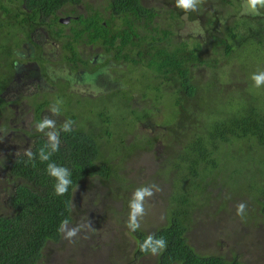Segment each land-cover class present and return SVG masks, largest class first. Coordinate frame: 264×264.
<instances>
[{"label": "trees", "instance_id": "16d2710c", "mask_svg": "<svg viewBox=\"0 0 264 264\" xmlns=\"http://www.w3.org/2000/svg\"><path fill=\"white\" fill-rule=\"evenodd\" d=\"M93 1L0 0V170L12 186L7 205L0 207V264H40L47 245L60 241L64 226L73 222L80 186L88 189L100 178L107 191L112 193L115 183L117 192H128L134 183L124 177L133 172L128 161L153 150L160 139L137 133V126L155 121L161 108L169 119L159 125L174 135L171 157L168 148L163 154L167 167L157 172L169 182V206L150 233L136 222L130 225L133 257L155 255V264H246L237 256L200 252L189 234L195 215L210 211L214 202L221 205L210 215L235 198L238 210L248 213L259 205L264 215V79L257 83L264 78V0H190L187 7L180 0ZM77 3L85 13L70 22L64 61L74 74L105 72L98 86L116 109L72 112L76 93L70 91L61 98L67 105L58 109L64 119L45 124L29 145H3L15 125L10 103L21 95L7 98L17 84L16 51L34 32L26 26L28 10L37 13L30 23L41 13L57 23V11ZM69 13L76 11L72 7ZM58 35L63 36L62 27ZM81 43L99 49L103 58L94 62L93 53L81 55ZM44 51L36 55L43 71ZM223 73L229 85L222 86ZM126 82L140 89H124ZM146 88L150 107H134L136 96L147 100ZM36 97L31 101L38 115L50 102ZM138 170L142 178L145 171ZM231 194L234 201L226 197Z\"/></svg>", "mask_w": 264, "mask_h": 264}, {"label": "rangeland", "instance_id": "374dc122", "mask_svg": "<svg viewBox=\"0 0 264 264\" xmlns=\"http://www.w3.org/2000/svg\"><path fill=\"white\" fill-rule=\"evenodd\" d=\"M96 0L93 2H98ZM150 2V0H148ZM255 8V7H253ZM250 6L248 11H250ZM112 68L109 67V70ZM64 75L60 78H67L72 82V90L85 92L88 96H74V104L70 109L72 112L87 113L97 109V112L103 106H109V110L116 109L113 104H109L103 97L104 91L98 86L103 82L101 71L95 75H82L80 73L69 75L67 70H63ZM223 85H229L231 80L226 73H223ZM135 81V80H134ZM124 89L139 90L140 86L135 82L131 84L126 82ZM128 86L127 88H125ZM24 90L21 83L14 85L7 93V98H14V93ZM47 91L45 93H50ZM148 95L147 100L143 101L139 96L134 99V107L143 109L150 107V90L144 89ZM91 96V97H90ZM53 110H47L43 116L44 122L54 125L58 118L64 119L65 116L57 114L56 110L63 105H67L68 100L60 101L57 96L51 95ZM93 98V99H92ZM92 99V103L90 102ZM80 101L81 103H79ZM13 110L14 123L13 129H35L33 102L31 100L22 101L11 106ZM79 115V113H77ZM79 119H82L79 116ZM169 119L168 115H163V109H156V118L147 120L137 126V133L149 134L150 136H159L158 144L153 150L139 151L127 163L128 169L133 172L124 177L134 179L130 185L129 191L125 192L114 189L113 183L111 192L106 190V186L96 179L90 184V187L81 188L75 191L73 202L75 213L73 222L66 224L63 228V235L60 241L50 242L44 252L40 264H155V255L145 256L141 259H135L132 255L133 241L129 231L130 225L136 222L139 228L150 233L165 220L168 208L169 193L167 188L169 182L164 176H157V172L167 167L166 157H171L172 140L171 130L160 126L164 120ZM0 121H2L0 119ZM13 123V124H14ZM39 129V128H38ZM173 133V132H172ZM29 139H16L9 142H2L3 145L18 149L27 145ZM150 144V140L149 143ZM169 149L168 155L164 158L163 154ZM136 162H138L136 164ZM144 169L143 177H139V170ZM162 173V171H160ZM0 170V186L7 185ZM142 175V174H141ZM88 183V182H87ZM147 184L146 188L140 186ZM123 187V186H122ZM10 185L5 190L0 189V207L7 205L8 195L11 192ZM218 190H214L216 194ZM224 192V190L222 191ZM236 194L228 197L231 201L230 207L221 211L220 214L214 213L221 203L214 202L209 208L210 211L195 215L197 219L196 226L190 231L189 240L202 253H220L227 259L237 256L246 264H264V215L260 213V206L248 207V213L245 209L238 210L239 200L234 199ZM241 198V195H238ZM249 200L248 198H246ZM249 204H254L249 200ZM237 208V209H236ZM210 215V216H209ZM199 218V219H198ZM205 218V220H203ZM202 220V221H201ZM199 221H201L199 223Z\"/></svg>", "mask_w": 264, "mask_h": 264}, {"label": "flooded vegetation", "instance_id": "af4514ba", "mask_svg": "<svg viewBox=\"0 0 264 264\" xmlns=\"http://www.w3.org/2000/svg\"><path fill=\"white\" fill-rule=\"evenodd\" d=\"M65 6L68 7H62L57 11V15L59 16L57 23H54L52 18L47 13L43 16L41 13L39 17L34 18V23H30V21L28 20L37 15V13H33L32 10H28V13L26 14V26L28 24L33 26L34 32L31 33V38H27L26 41H22V46L16 51V57L14 60L15 62L13 65L14 80L19 84L21 83V85L24 86V90L23 92L18 91V93L21 94L18 97L20 98V100H18V102H11L10 106L18 104L22 101L31 100L34 95L37 96L35 100H38V102H42V100H45L50 103L46 105L42 110H40L38 115H36V104L33 103L34 120L37 124L34 127L35 129H32V127H30L29 129H12L8 136L9 140L15 141L16 139H29L27 143V145H29L32 135L44 132V125L46 123L44 122L43 116L47 110L54 111V109L52 108L53 98L51 97V95L57 96L60 101L62 98V94L68 93L70 91L76 93L74 96L87 95L85 94V92L80 93L72 90L74 85L71 81H69L68 76H66L67 78H60L62 75H64V69L67 70V74H74L73 70H70V68L66 66L67 64L63 58V50H65L67 46L64 42L72 39L70 37V22L72 18L75 17L79 19V14L85 13V6L81 3ZM72 7L73 12L76 11L77 14L75 13L72 15L71 13H69V9H71ZM36 24L39 25L35 27ZM60 27H62L63 30L62 37L58 35ZM78 47H80V54L86 58L91 53H93L94 62H96L99 56L103 58L102 54L98 55L100 51L97 48L87 46L84 43L79 44ZM43 49L45 50L43 56L46 58V62L44 64L45 71L41 69L39 61L36 59L37 52L39 53ZM87 70L89 69H80L81 72H86ZM47 91L51 92L47 94L45 93ZM15 94L16 93H14V95ZM8 99L11 100L16 98ZM78 102L81 103L80 101ZM73 104L74 101L72 102V106ZM77 111L80 110H76L74 112ZM56 112L57 114H59L58 110H56Z\"/></svg>", "mask_w": 264, "mask_h": 264}, {"label": "clouds", "instance_id": "9594fccd", "mask_svg": "<svg viewBox=\"0 0 264 264\" xmlns=\"http://www.w3.org/2000/svg\"><path fill=\"white\" fill-rule=\"evenodd\" d=\"M180 3H181L183 6L187 7V6L189 5V3H190V0H180ZM261 79H264V78H260V77H258V78H257V83H260V82H261ZM129 230H130V229H129Z\"/></svg>", "mask_w": 264, "mask_h": 264}]
</instances>
